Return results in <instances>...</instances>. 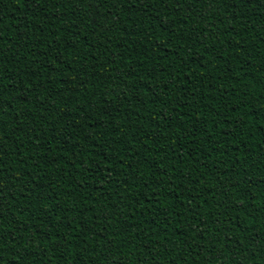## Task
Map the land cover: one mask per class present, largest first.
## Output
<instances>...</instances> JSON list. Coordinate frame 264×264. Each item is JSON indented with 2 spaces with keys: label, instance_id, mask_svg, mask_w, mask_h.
I'll return each mask as SVG.
<instances>
[{
  "label": "trees",
  "instance_id": "trees-1",
  "mask_svg": "<svg viewBox=\"0 0 264 264\" xmlns=\"http://www.w3.org/2000/svg\"><path fill=\"white\" fill-rule=\"evenodd\" d=\"M0 264H264V0H0Z\"/></svg>",
  "mask_w": 264,
  "mask_h": 264
}]
</instances>
